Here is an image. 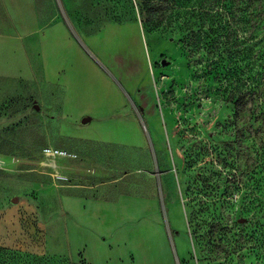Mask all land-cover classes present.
<instances>
[{
	"label": "rangeland",
	"instance_id": "1",
	"mask_svg": "<svg viewBox=\"0 0 264 264\" xmlns=\"http://www.w3.org/2000/svg\"><path fill=\"white\" fill-rule=\"evenodd\" d=\"M164 1L80 0L69 13L63 0H54L57 15L100 69L91 71L92 80L103 93H122L147 141L145 152L104 148L105 177L93 175L87 146L80 154L60 135L76 134L69 127L79 115L60 120L58 86L0 79V264L8 257L15 264L34 258L84 264L68 251L62 195L114 199L159 190L165 182L176 192L174 204L186 209L192 246L180 230L191 253L183 264H264V0L256 6L255 67L235 87L256 89L240 109L218 55L186 41L200 26L194 12L226 0ZM154 2L185 6L182 17L147 23L143 8ZM113 113L100 116L110 123ZM46 148L77 154L61 162L65 181L46 165Z\"/></svg>",
	"mask_w": 264,
	"mask_h": 264
},
{
	"label": "crops",
	"instance_id": "2",
	"mask_svg": "<svg viewBox=\"0 0 264 264\" xmlns=\"http://www.w3.org/2000/svg\"><path fill=\"white\" fill-rule=\"evenodd\" d=\"M79 1L63 0L66 11H77ZM57 14L62 13L55 11L54 0H0V79L58 86L63 91L60 120L63 115H79L69 127H75L76 134L60 135L71 140L80 154L87 146L93 175L105 177L109 158L104 148L145 152L147 141L122 93L117 89L103 93L98 81L92 80L91 71L99 73V67L84 55L66 21ZM112 111L116 119L110 123L109 118L100 116ZM83 114H87L85 120ZM85 124L87 134H82ZM61 126L58 124V131L64 129ZM117 160L121 166L119 157ZM175 194L165 182L159 190L152 186L144 194L129 192L114 199L62 195L60 206L70 255L84 264L187 262L191 255L187 247L192 242L186 209L182 202L174 204ZM182 229L190 246L181 237Z\"/></svg>",
	"mask_w": 264,
	"mask_h": 264
},
{
	"label": "trees",
	"instance_id": "3",
	"mask_svg": "<svg viewBox=\"0 0 264 264\" xmlns=\"http://www.w3.org/2000/svg\"><path fill=\"white\" fill-rule=\"evenodd\" d=\"M226 0V3L211 4V11L202 7L200 12H194L195 18L200 23L199 27L191 30V35L186 41L195 49H200V45L213 55H218V68L227 69V75L231 79V85L234 86L235 106L240 109L247 95L256 89V85L249 87L244 85L246 90H237L236 84L240 83L242 77H251L250 72L254 70L256 59L253 58V48L255 47L254 33L257 30V21H259V10L256 6L263 0ZM169 5L168 0L164 1ZM143 11L147 15V23L155 20H173L175 17L181 18L185 6H164L159 2L146 5ZM190 24V21L187 23ZM227 63V65H226ZM249 74V75H248ZM237 95V96H236ZM7 254H5L6 258ZM21 264H29L20 260ZM51 259H35V264H50ZM3 264L12 263V258H6Z\"/></svg>",
	"mask_w": 264,
	"mask_h": 264
},
{
	"label": "built area",
	"instance_id": "4",
	"mask_svg": "<svg viewBox=\"0 0 264 264\" xmlns=\"http://www.w3.org/2000/svg\"><path fill=\"white\" fill-rule=\"evenodd\" d=\"M44 158L46 165H50L52 170L55 172V176L58 180L65 181L67 178L62 175L64 166L61 165L63 161H68L75 159L77 156L74 153L67 152L65 150H60L56 148H46L44 149Z\"/></svg>",
	"mask_w": 264,
	"mask_h": 264
}]
</instances>
